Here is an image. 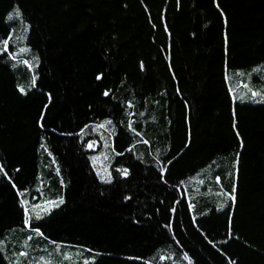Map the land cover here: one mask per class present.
<instances>
[{"label":"trees","instance_id":"1","mask_svg":"<svg viewBox=\"0 0 264 264\" xmlns=\"http://www.w3.org/2000/svg\"><path fill=\"white\" fill-rule=\"evenodd\" d=\"M261 77L264 0H0V264H264Z\"/></svg>","mask_w":264,"mask_h":264},{"label":"rangeland","instance_id":"2","mask_svg":"<svg viewBox=\"0 0 264 264\" xmlns=\"http://www.w3.org/2000/svg\"><path fill=\"white\" fill-rule=\"evenodd\" d=\"M253 87H254V89L252 91L258 93V95H255V96L252 95L253 97H251L249 95H245V96L240 97V99L241 100H249V101H253V102H261L262 100H264V77H261L260 80L255 81ZM102 143H103V139L100 138L99 139V145H101ZM104 143H105V145L107 144V142H104ZM103 156H106L105 162H100L98 169H97L96 165H95V168L97 170L98 176L100 177V179L102 181H110L112 179L111 157H110V162L108 163V161H107L108 155L104 152ZM98 159L100 161H102L101 155L98 156ZM103 168H104V174L100 171ZM66 254H67V259H68V262L66 264H90L92 262V260L94 259L93 256L88 257L87 258L88 260L84 259L85 257L83 256V250L82 249L77 250L76 252H67ZM54 262L57 264L56 261H54Z\"/></svg>","mask_w":264,"mask_h":264},{"label":"snow or ice","instance_id":"3","mask_svg":"<svg viewBox=\"0 0 264 264\" xmlns=\"http://www.w3.org/2000/svg\"><path fill=\"white\" fill-rule=\"evenodd\" d=\"M18 11V10H17ZM97 79H100V77L98 76L97 77ZM245 87H247V85H245ZM21 91H23L22 89H21ZM105 95H108V92H105ZM252 95H258V93H256V92H253L252 93ZM108 123H110V121L108 122ZM101 127H103V125H101ZM89 147H92V145H89ZM3 170V168H2V166H0V171H2ZM125 174H127L126 173V171H125ZM231 199L234 201L235 200V195L233 194V195H231ZM49 205H51V206H57V202L56 201H50V202H47ZM59 203H63V200H60L59 201ZM37 207H39V206H37ZM44 210H47V209H44ZM37 218H39V216L37 215Z\"/></svg>","mask_w":264,"mask_h":264}]
</instances>
